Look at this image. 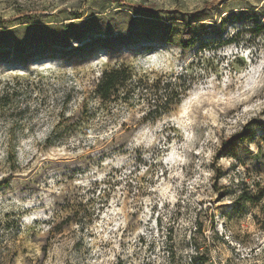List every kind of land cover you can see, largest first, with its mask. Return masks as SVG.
Segmentation results:
<instances>
[{
  "label": "rangeland",
  "instance_id": "obj_1",
  "mask_svg": "<svg viewBox=\"0 0 264 264\" xmlns=\"http://www.w3.org/2000/svg\"><path fill=\"white\" fill-rule=\"evenodd\" d=\"M3 95L0 264H264V0H0Z\"/></svg>",
  "mask_w": 264,
  "mask_h": 264
},
{
  "label": "trees",
  "instance_id": "obj_2",
  "mask_svg": "<svg viewBox=\"0 0 264 264\" xmlns=\"http://www.w3.org/2000/svg\"><path fill=\"white\" fill-rule=\"evenodd\" d=\"M182 35V47L190 48L193 41L192 33L186 30ZM183 79L181 75L175 80L151 84L149 80L134 74L129 67L115 66L102 72L95 93L103 104H109L111 108H117V111L133 106L136 101L139 103L147 101L150 107L145 120L155 122L170 113L172 106L180 104L190 90V86ZM7 97L8 95L0 97V110L3 109L2 101L5 102Z\"/></svg>",
  "mask_w": 264,
  "mask_h": 264
}]
</instances>
